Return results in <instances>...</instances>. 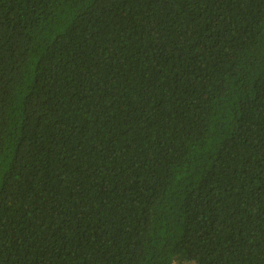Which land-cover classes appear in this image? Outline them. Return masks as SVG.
<instances>
[{
	"label": "trees",
	"instance_id": "16d2710c",
	"mask_svg": "<svg viewBox=\"0 0 264 264\" xmlns=\"http://www.w3.org/2000/svg\"><path fill=\"white\" fill-rule=\"evenodd\" d=\"M0 264H264V0H0Z\"/></svg>",
	"mask_w": 264,
	"mask_h": 264
}]
</instances>
